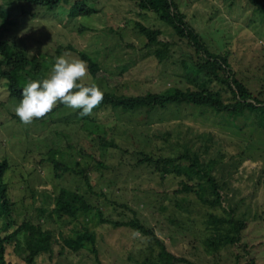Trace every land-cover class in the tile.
<instances>
[{"label": "rangeland", "instance_id": "obj_1", "mask_svg": "<svg viewBox=\"0 0 264 264\" xmlns=\"http://www.w3.org/2000/svg\"><path fill=\"white\" fill-rule=\"evenodd\" d=\"M75 1H63L50 9L0 0L8 13L7 20L0 19V39L17 37L30 56H48L47 77L56 57L67 51L82 59L76 51H84L105 72L121 75V82L110 85L91 75L89 82L102 90L141 95L170 87L193 88L188 73L196 58L192 47L177 42L171 46L169 58L161 61L139 33L137 21L162 29L166 39L172 38L173 28L154 11L144 10L132 0H85L95 11L71 18L69 8ZM174 1L209 50L230 51L236 75L258 91L264 85V13L248 0ZM67 46L72 49L65 50ZM19 102L9 95L7 79H1L0 160L11 164L7 176L15 202L14 217L19 222H37L39 218L43 229L55 231L59 240L53 253L40 255L34 264H98L92 251L75 252L63 239L85 227L96 232L100 264H147L158 260L161 250L149 235L125 225L102 224L98 216L50 217L54 197L62 187L87 192L81 177L69 172L56 174L47 160L51 148L60 149L61 162L89 173L95 194L87 198L104 217L114 221L138 217L155 229L168 250L185 257L188 262L184 264H247L249 259L264 264V129L254 116H241L233 122L229 115L211 108L181 103L150 114L110 107L93 110L90 118L94 121L85 123L80 110L66 107L25 125L15 114ZM103 130L106 141H114L117 147L103 146L99 138ZM186 147H201L206 161L215 162L212 173L222 184L224 205H233L236 216L246 220L242 240L235 246L208 251L203 243L210 233L208 214H225L221 207L202 203L194 194L177 192L185 176L173 172L162 179L153 165L138 163L142 152L179 154ZM237 253L243 255L240 262ZM6 258L7 264H27L14 246Z\"/></svg>", "mask_w": 264, "mask_h": 264}, {"label": "trees", "instance_id": "obj_2", "mask_svg": "<svg viewBox=\"0 0 264 264\" xmlns=\"http://www.w3.org/2000/svg\"><path fill=\"white\" fill-rule=\"evenodd\" d=\"M38 7L46 6L55 8L60 2L70 0H19ZM88 1V0H87ZM144 10L154 11L160 20L173 28L172 38H165L162 29L152 28L137 21L138 31L148 40L147 45L152 47L154 56L161 61L169 58L170 48L173 44L186 42L189 44L196 58L188 71L190 78L194 81L193 88L181 89L170 87L163 92H146L141 95H118L115 91L103 90L104 100L94 110L101 111L105 108L120 109L125 113L146 111L148 114L154 109L167 108L172 104H193L199 107L211 108L217 113L229 115L231 119L238 120L241 116L247 118L255 117L258 126L264 129V85L258 91L252 88L236 75L229 60L230 51L212 52L207 47L200 33L186 20V14L180 9L174 0H132ZM255 9L264 13V0H248ZM95 10L85 0L75 1L69 8V16L74 18L80 15H90ZM0 18L4 22L8 13L0 2ZM72 49L67 46L66 49ZM61 51V49H59ZM76 51V50H72ZM67 52V51H66ZM82 59L87 61L90 74L95 77H102L107 83L115 84L121 82V75H111L102 68L100 63L94 60L88 53L76 51ZM48 56L33 55L25 47L24 43L17 37L0 39V80L5 78L8 82L9 95L20 101L23 88L32 80L47 78L44 75L51 64ZM91 84V82L86 81ZM117 85V84H116ZM217 85V89H213ZM66 108L63 104L56 107L55 111ZM85 123L94 121L90 116H84ZM58 131V130H57ZM98 135V132L94 133ZM208 133L204 134V139ZM104 147L118 145L114 141H106V131L103 130L99 136ZM202 149L192 150L186 147L185 151L179 154L151 155L141 153L138 159L139 164L153 165L161 172V178L173 172L185 176L180 182L177 192L194 194L202 203H208L213 207H221L225 214L215 211L209 212L208 230L210 233L203 240V243L210 252H217L226 246L238 244L242 240V231L246 227V220L236 216V208L230 203L224 205L222 184L212 173L215 162L206 161L202 156ZM60 149L51 148L48 151V162L52 164L57 175L61 172H69L81 177L87 183V192L82 193L78 189H67L62 187L54 197V207L49 211V216L57 219L70 217L77 219L80 215L88 218H96L102 224H112L114 227L125 225L134 231L149 235L151 239L160 246L158 260L149 261L147 264H184L188 262L185 257L176 256L168 250L167 246L157 236L153 227L145 224L138 217L129 221H114L104 217L101 210L97 209L88 198L95 194L89 173L84 169H76L60 161L58 153ZM11 164L7 159L0 160V264H7L6 255L11 246L22 255L27 264H34L37 258L44 254L54 252L55 243L59 242L53 230L43 229V223L39 218L37 222L24 220L19 222L14 217V198L10 192L8 172ZM89 193V195H87ZM104 194V193H102ZM88 197V198H87ZM184 200L187 198L183 197ZM97 209L98 212L94 210ZM96 210V211H97ZM44 211V210H43ZM46 212H42L44 215ZM68 247L75 252L81 249L92 251L99 262V251L96 247L97 235L94 230L87 227L76 229L74 235L63 236ZM243 255L237 253V261L240 262ZM191 264H195L192 263ZM247 264H254L249 259Z\"/></svg>", "mask_w": 264, "mask_h": 264}, {"label": "clouds", "instance_id": "obj_3", "mask_svg": "<svg viewBox=\"0 0 264 264\" xmlns=\"http://www.w3.org/2000/svg\"><path fill=\"white\" fill-rule=\"evenodd\" d=\"M90 80L87 61L64 52L55 58L47 78L29 81L23 88V98L15 108V114L23 124L30 125L63 104L80 110L81 117L90 116L103 102L105 95L95 83H86Z\"/></svg>", "mask_w": 264, "mask_h": 264}]
</instances>
